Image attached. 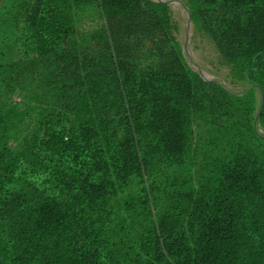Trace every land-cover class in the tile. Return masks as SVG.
Here are the masks:
<instances>
[{
	"label": "trees",
	"instance_id": "1",
	"mask_svg": "<svg viewBox=\"0 0 264 264\" xmlns=\"http://www.w3.org/2000/svg\"><path fill=\"white\" fill-rule=\"evenodd\" d=\"M186 6L241 93L166 2L0 0V264H264V0Z\"/></svg>",
	"mask_w": 264,
	"mask_h": 264
},
{
	"label": "rangeland",
	"instance_id": "2",
	"mask_svg": "<svg viewBox=\"0 0 264 264\" xmlns=\"http://www.w3.org/2000/svg\"><path fill=\"white\" fill-rule=\"evenodd\" d=\"M168 3L173 19L176 21V32L182 51L190 67L200 73L205 80L217 81L228 91L241 93L248 87L247 83L232 72L230 66L219 52L217 44L209 36L194 27L187 0H157ZM23 102V95L16 96Z\"/></svg>",
	"mask_w": 264,
	"mask_h": 264
}]
</instances>
